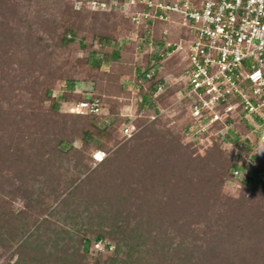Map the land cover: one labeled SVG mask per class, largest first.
Wrapping results in <instances>:
<instances>
[{
	"label": "rangeland",
	"instance_id": "obj_1",
	"mask_svg": "<svg viewBox=\"0 0 264 264\" xmlns=\"http://www.w3.org/2000/svg\"><path fill=\"white\" fill-rule=\"evenodd\" d=\"M97 11L104 10H93L87 0H0V113L7 114L9 122H0V204L5 205L4 213L17 219L23 217L27 224L24 231L20 228L24 221L15 219L0 229V264H96L111 255L96 254L92 250L96 249L95 244H91L86 257L73 249L78 244L76 239H95L101 230L108 231L103 223H99L100 228L87 226L99 199L97 193L86 192L88 182L79 184L99 166L97 159L112 157L118 147L115 142L122 144L126 139L120 128L117 138L105 143L104 149L100 150L102 143L95 138L84 145L81 127L85 125L68 111L77 100H90L98 95L100 104L105 102L125 115L121 118L122 125L134 121L139 96L131 77L137 65L153 64L150 61L153 53L141 40L142 30L131 24L125 13L118 9ZM69 27L76 34L66 35L70 42L62 44ZM100 35L109 41L98 42ZM113 52H119L120 58H114ZM105 55L108 63H102L100 69L91 67L92 58L103 60ZM183 59L184 53L180 51L160 62L158 76H164L163 80L172 86L169 100L163 106L165 111L154 127L179 137L182 156L172 157L165 152L157 165L148 160L138 161L136 157L124 160V165H139L134 172L122 173L117 168L108 179L109 186L121 191L128 200L126 204L113 202L112 213L130 210L128 216L116 215L115 221L124 229L144 234L141 247L150 251L149 263L153 254L154 261L165 263V259V264L170 263L169 257L176 261L183 258L181 264L203 258L202 252L207 251L220 231L223 234L228 231L231 236V228L226 224L238 229L245 224L250 229L257 228V235L251 239L247 234L236 233L234 240L259 256L249 261L245 257L226 260L224 264H264V203L255 197L264 185V169L256 173L253 164L257 162L252 158L261 151L257 154L254 150L247 151L245 138L240 134L237 138L233 135L226 138L212 132L197 138L187 131V103L179 102L177 96ZM119 75L122 76L118 78ZM46 91L51 92L50 102L44 97ZM52 102L59 103L57 111L50 109ZM101 106L105 114L98 115L95 121L99 127L107 124L105 120L113 119L108 115L109 108ZM54 113L59 117L53 116ZM54 118L78 123L79 131L74 134L72 145L57 146L55 132L48 131ZM50 147L54 150L72 147L77 153L82 152L88 171L75 166L74 157H79V153L58 162L54 158L60 154L45 152ZM6 152L14 159L6 162ZM230 158L241 168L229 170ZM44 160L49 162L42 163ZM51 164L55 174L47 176L45 172L52 168ZM236 170L238 174L234 173ZM17 171L28 186H24ZM131 174H135L136 183L130 180ZM120 178L125 184L119 185V189ZM77 187L78 192L68 198ZM142 198L154 200V206L150 225L138 227L134 215L151 213V209L141 205ZM134 200L137 208L132 205ZM105 239L112 242H107L109 245H117L114 240ZM258 239L263 241V250L257 251ZM210 258L212 264L218 263L217 257Z\"/></svg>",
	"mask_w": 264,
	"mask_h": 264
},
{
	"label": "built area",
	"instance_id": "obj_2",
	"mask_svg": "<svg viewBox=\"0 0 264 264\" xmlns=\"http://www.w3.org/2000/svg\"><path fill=\"white\" fill-rule=\"evenodd\" d=\"M88 2L93 10L118 9L125 13L129 22L142 30L141 40L151 47L152 53L159 52L165 58L183 51L184 63L178 79L181 88L177 96L179 102L187 103L189 133L197 138L212 132L223 137L230 132L238 135L237 124L245 122L250 129L243 138L250 143L253 153H264V0ZM157 23L166 24L159 37ZM159 68L160 64L146 74V80H151ZM170 86L160 81L155 86L154 97ZM137 102H142L140 96ZM158 109L159 112L149 116L148 123L165 111L160 105ZM70 112L75 116L105 114L97 99L82 100ZM137 118L135 114L134 121L123 123L124 139L130 140L141 129L136 124ZM113 247L103 241L95 243L102 253L113 251Z\"/></svg>",
	"mask_w": 264,
	"mask_h": 264
},
{
	"label": "trees",
	"instance_id": "obj_3",
	"mask_svg": "<svg viewBox=\"0 0 264 264\" xmlns=\"http://www.w3.org/2000/svg\"><path fill=\"white\" fill-rule=\"evenodd\" d=\"M98 13L101 12H107V11H97ZM166 27V24L163 23H157L155 25V29H156V34L159 37V33L160 31ZM70 35V36H74V34H76V31H73L72 27L66 28L65 29V34L63 35L61 41L62 44H68L70 42V40L67 39L66 35ZM94 36V35H93ZM104 41H109L108 38H106L105 36L103 37L102 35H100L98 37V42L103 43ZM81 46H84V42H81ZM114 58H120L121 54L119 52H113L111 54ZM108 55H105V59L103 60H99V59H95L92 58V60L90 61L91 63V67L95 68V69H100L101 64L102 63H108ZM162 59H164L162 57V55L159 52H155L152 54V60H150L153 64L150 65L149 62L143 64V65H137L135 68V71L132 75L131 78H134V82L135 85L139 88L138 89V95L142 98V102H137L136 106H135V113L137 115V120H136V124L138 127H141V129L132 137L130 138V140H126L124 141V143L120 144L119 141L115 142V145H118V147L115 149L113 156L112 157H108L103 158L101 161L98 162V167L95 168V170H93L92 172H90L87 175V178L81 183L79 184L80 186L84 185L85 182L87 183V191L86 192H91V193H97V197L99 199V202H97L95 204V206L93 207V211L92 217H88V221H86L87 226L89 227H93L95 225H99V223H103L104 225L106 224V228H108L107 232H104V230H101L100 234L97 235L95 237V239H92V237H85V238H81L80 239H76V244L74 246L73 249H75L77 252H80V256L82 257H86V255L89 253L90 250V246L91 244L94 245L96 242L98 241H103V242H110L108 240H106L105 238L108 237L111 240H114L116 242V246L114 245V249L111 252H107L108 254H111L110 256L107 257V259L105 261H96V264H165L166 260L164 259L163 263L162 261H154L155 258L154 255H151V261L149 263L148 259H147V255L149 256V252L148 249H144L141 246H143V239H144V234H141L140 232H136L135 230H131L128 228H122L120 225H117L116 221L117 217L116 215H118L119 217L122 218V216H124L125 214L127 215V212H129L130 210H128L127 212L124 211V209L121 212H114L112 213L113 210V202L114 203H121V204H126V202L128 201L125 197H123V195H121V191L117 192V190L111 186H109V182L108 179L111 176V173L117 171V168L122 171V173H124V171H133L138 169V163H134L132 165H124V160L126 162V160L132 159V157H136L138 161H149L152 163V165H157V163H159V159L162 157V155L165 152H168L170 154H172V157H177L179 158L181 155V152L183 150V147L180 143L179 137L177 135H174L172 132L170 131H166V132H161V131H157L154 129L157 120L153 121V122H149L148 123V119L149 116H151V114L153 113H157L159 112L158 106H164L166 105V101H168L169 99H167L168 94H171L170 89L166 90V92L158 95L157 97H154L155 93H156V85L162 81L163 79H165L164 76H158V73L156 75H154L152 77L151 80H146V74H148L151 71L156 70V68L158 67V65L160 64V62L162 61ZM143 66H145V68H143ZM122 75H119L118 78H120ZM130 78V77H129ZM50 91H46V93L44 94L45 99H47V101L50 102ZM64 97V96H63ZM101 96H94L92 99H99V101H101ZM78 102H80L81 100H77ZM101 104L103 106H106L109 111V116H111L113 119L112 120H105V122L107 124H104L103 127H99L95 121L98 120V115L95 114H84V115H73L71 112L68 111V114H72L73 116H75L78 119H82V125H85L84 127L82 126V132H83V143L84 145L88 144L90 140L92 139H97L99 140L102 144L99 146L100 150L105 148V143L111 142V140H114L117 138V132L119 131V129L122 127L121 123L123 122L122 118V113L119 112V109H114L112 108L109 104H106L105 102H101ZM100 104V105H101ZM58 107H60L58 102H52L51 105V110L52 111H57ZM141 114H143L142 116H139ZM57 113H54L53 116L55 117H59L57 116ZM7 114L5 113H0V122H2L3 124L5 123H9L6 119ZM50 126L48 128V131H54V135L56 138H58V142H57V146H67V145H72V138L74 136V134H76L79 131V128H76V126L78 125V123L76 124L75 122H73L72 120L69 122L67 119H53L50 122ZM121 126V127H120ZM237 128L240 132V135H246L250 129V127L245 123V122H240L237 124ZM230 135H233V137H238L237 135H235L234 133L230 132ZM54 137V138H55ZM228 138V136L226 137ZM52 141V140H51ZM57 141V140H56ZM53 141V142H56ZM245 146H246V150L247 151H251V147H250V143L244 141ZM47 152V154L50 155H55V154H60L61 156L57 159L54 158V161H61L63 158L65 159V157L72 155L73 156L77 155L79 153V157H74L75 158V166H82L84 170L88 171V167L87 165L83 164V159H84V154L82 152H78L76 150H73L72 147L71 148H57L54 150L53 147H50L49 152ZM56 152V153H55ZM7 155L4 157V160L7 162V160L10 159H14L11 157L10 152H6ZM257 154V153H256ZM49 155V156H50ZM52 157V156H51ZM254 160H256L257 164H253L254 167L253 169L255 170L256 173L260 172V169H264V153H262V151L259 153V155H253L252 157ZM262 160H261V159ZM63 159V160H64ZM261 161H260V160ZM259 160V161H258ZM118 161H120V165L118 164ZM132 161V160H131ZM229 161H231L230 165H228V169H238L241 168V166H237L235 163H233L232 159L230 158ZM16 162V160H15ZM49 162L48 160H44L42 163ZM55 163V162H54ZM53 163V164H54ZM123 163V164H122ZM44 164V165H46ZM53 164H51V169H46L44 168V170H42V173L45 172V169L47 170V172H45V175H50V173L55 174V171L53 169ZM119 165V167H118ZM143 165V164H141ZM48 166V165H47ZM112 167L114 168L113 170ZM144 167V166H143ZM44 171V172H43ZM18 172V176L22 178L23 180V184L24 186H28V181L24 178V176L22 177L20 171ZM132 176H130V180L134 179L133 182H137L135 180V174H131ZM53 176V175H52ZM132 182V183H133ZM250 182L254 183L253 179H250ZM73 183V182H72ZM71 183V184H72ZM125 182L122 178H120L119 181V185H124ZM73 185V184H72ZM49 188L51 186H48ZM80 189V187H77L75 191H73L70 195H68L70 197H72V195H75L76 192H78V190ZM120 189V186H119ZM145 190V189H144ZM143 189L142 194L145 192ZM33 192V191H32ZM130 192V191H129ZM131 192H136V191H131ZM130 192V193H131ZM44 193L42 192V195ZM128 194V193H127ZM45 195V194H44ZM255 197L258 199V202H262L264 203V185L262 187V189L258 190V193L256 192ZM67 198V199H68ZM143 199V198H142ZM66 200V198L64 199ZM136 200V197H135ZM135 200L133 201V206L137 208V205L135 203ZM130 201V200H129ZM105 202V203H104ZM144 204V206L147 209H151V213L150 212H146V214L140 213L139 216L134 215L135 218H137V220H135L136 222H138V227H140L142 224L144 225L145 223H147V225H150V216L153 213V206H154V200L150 201L148 199L142 201L141 205ZM5 206V205H4ZM4 206H2L0 204V229L2 230V228L4 227V224L10 223L13 220H23L24 223L22 224V227H20L21 229L27 227V224L25 223V219L23 217L17 219L18 217H14V215H11L9 213H4ZM123 206V205H122ZM131 207V206H129ZM116 213V214H115ZM148 215V216H147ZM128 216V215H127ZM20 217V216H19ZM126 220L128 221V218L126 217ZM232 224H226L227 227L230 226L231 228V236L230 233L227 231L223 232L220 231V233L217 235V237L213 240V244L209 245V247L207 248V251L202 252V257L203 258H196V257H192V259L196 258L195 260H191L189 259V261L187 260L186 262H184L185 264H212L211 263V258L212 256H215L218 258V263H222L224 264L226 262V260H235V259H240L241 257H245V259H249L252 260L251 257H257L259 256L257 253L253 254L251 249H247L246 247H244L243 245H239L236 240H234L233 235L236 233H241V234H247V238H251L252 235L256 234L258 232V229L255 228L254 226V230L250 227L245 226V224H240L241 227L238 228H233L231 226ZM98 226V227H99ZM100 228V227H99ZM147 229V228H146ZM236 229L238 231H236ZM148 230V229H147ZM225 230V229H222ZM257 230V231H256ZM149 232V231H148ZM220 235H225L224 238L220 237ZM257 235V234H256ZM252 239V238H251ZM78 240V241H77ZM259 240V239H258ZM235 241V242H234ZM264 241V240H263ZM262 240H259L258 244H256V248L257 251L258 250H263V243ZM112 243V242H110ZM109 244V243H108ZM25 245V244H24ZM251 247V246H250ZM77 248V249H76ZM252 248V247H251ZM256 248H254L256 250ZM253 249V248H252ZM92 250L98 254V255H102L103 253H99L97 251V249L92 248ZM78 252V254H79ZM192 255V254H191ZM187 256V254L185 255ZM200 256V255H198ZM222 256V257H221ZM161 257L165 258L164 255H161ZM257 259V258H256ZM169 260V264H181V262L183 261V258L180 259L179 261H176L177 259H172L171 257L168 258ZM191 260V261H190ZM202 260V262H201ZM248 260V261H249ZM216 264V263H215ZM230 264H235V263H230ZM237 264V263H236Z\"/></svg>",
	"mask_w": 264,
	"mask_h": 264
},
{
	"label": "clouds",
	"instance_id": "obj_4",
	"mask_svg": "<svg viewBox=\"0 0 264 264\" xmlns=\"http://www.w3.org/2000/svg\"><path fill=\"white\" fill-rule=\"evenodd\" d=\"M98 160V159H97Z\"/></svg>",
	"mask_w": 264,
	"mask_h": 264
}]
</instances>
